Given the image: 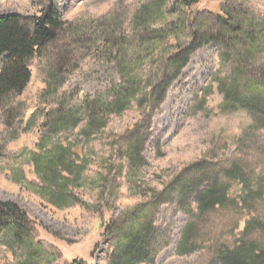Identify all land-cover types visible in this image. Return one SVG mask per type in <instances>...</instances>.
Instances as JSON below:
<instances>
[{"label": "rangeland", "instance_id": "374dc122", "mask_svg": "<svg viewBox=\"0 0 264 264\" xmlns=\"http://www.w3.org/2000/svg\"><path fill=\"white\" fill-rule=\"evenodd\" d=\"M53 1L63 29L0 103V201L23 211L13 234L0 230V264H108L107 222L143 202L152 264H224L245 245L264 264V0ZM43 2L0 0V16L31 23ZM123 79L132 97L119 110L109 91ZM61 143L84 172L82 202L57 209L32 155ZM216 185L227 196L203 211Z\"/></svg>", "mask_w": 264, "mask_h": 264}, {"label": "trees", "instance_id": "16d2710c", "mask_svg": "<svg viewBox=\"0 0 264 264\" xmlns=\"http://www.w3.org/2000/svg\"><path fill=\"white\" fill-rule=\"evenodd\" d=\"M216 16L227 25L231 14L224 7L216 13ZM30 18L31 23L19 14L0 16V103L4 105L11 101L13 95L22 93L30 81L31 72L28 65L30 58L43 54L46 47L63 29L62 11L53 0H45L40 5L39 13ZM188 50L177 51L170 57L177 69L186 62ZM124 82L123 79L121 84L109 91L114 98L112 104L119 110H123L132 97L130 86ZM227 92L231 93V91ZM54 123L61 124V119ZM77 148L71 144L61 143L54 152L43 149L42 153L33 152L32 155V170L42 181L40 190L44 192L43 197L57 209L82 202L80 196L74 192V188L81 187L74 183L82 179L84 172L82 170L84 157ZM2 156L3 151L0 146V158ZM226 196L227 190L224 187L213 186L200 195L199 203L203 207L201 209L214 210L224 202ZM148 204L143 202L125 212L121 218L107 222L104 234L109 240L108 264H152L156 260V244L153 237L155 226L153 221L147 220L145 214ZM19 218H23V211L14 203L0 201L1 231H5L8 235L13 234L11 227L18 225ZM186 233L185 230L184 236L188 238L189 235H185ZM252 251L246 249V245L242 246L235 251V255L229 254L224 257L223 263L263 264L262 255L253 254ZM188 252L186 245L178 249L179 254ZM24 262L22 261L21 264ZM71 264L91 263H87L81 257H74Z\"/></svg>", "mask_w": 264, "mask_h": 264}]
</instances>
